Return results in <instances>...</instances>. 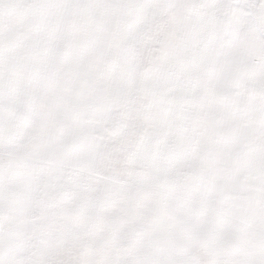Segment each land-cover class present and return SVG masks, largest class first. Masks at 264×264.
<instances>
[{
	"label": "snow or ice",
	"instance_id": "obj_1",
	"mask_svg": "<svg viewBox=\"0 0 264 264\" xmlns=\"http://www.w3.org/2000/svg\"><path fill=\"white\" fill-rule=\"evenodd\" d=\"M0 264H264V0H0Z\"/></svg>",
	"mask_w": 264,
	"mask_h": 264
}]
</instances>
